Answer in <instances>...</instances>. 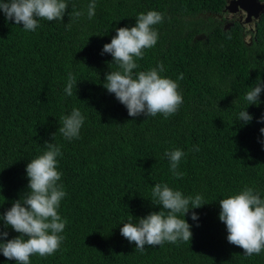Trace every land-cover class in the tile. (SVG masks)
I'll use <instances>...</instances> for the list:
<instances>
[{
	"label": "trees",
	"instance_id": "trees-1",
	"mask_svg": "<svg viewBox=\"0 0 264 264\" xmlns=\"http://www.w3.org/2000/svg\"><path fill=\"white\" fill-rule=\"evenodd\" d=\"M227 1L96 0L89 19L91 0H67L62 22L40 20L34 32L0 12V216L23 199L26 166L46 150L44 144L60 145L62 153L58 183L66 196L57 211L67 221L64 240L50 256H31L30 264H264V251L245 256L229 244L218 219L219 200L244 186H254L264 199V123H257L264 92L258 106L245 100L257 78L264 83V14L251 27L225 22L218 16ZM74 9L83 15L73 18ZM148 11L164 19L154 26L156 45L144 50L134 72L162 64L160 75L178 83L183 103L167 119L129 117L103 87L105 75L118 70L110 54H101L103 45ZM69 72L78 81L72 96L64 91ZM73 108L85 121L79 138L69 141L58 128ZM242 110L253 116L250 123L238 121ZM177 148L186 153L180 179L164 155ZM157 183L185 196L200 194L205 205L184 217L192 225L190 242L146 245L140 252L120 228L129 215L160 210L152 197ZM0 231L8 239L18 235L2 219ZM0 264L15 262L0 254Z\"/></svg>",
	"mask_w": 264,
	"mask_h": 264
},
{
	"label": "clouds",
	"instance_id": "clouds-1",
	"mask_svg": "<svg viewBox=\"0 0 264 264\" xmlns=\"http://www.w3.org/2000/svg\"><path fill=\"white\" fill-rule=\"evenodd\" d=\"M67 8V0H0V12L5 19L15 25H22L23 30L29 32L41 26L40 20L62 22ZM95 9L96 0H91L87 7L89 19L94 17ZM82 15L83 12L75 9L72 12L73 18ZM163 19V14L157 11L140 13L135 19V26L117 28L111 42L103 45L101 54H110L112 64L118 68L105 75L103 87L109 94H114L126 108L129 117L144 115L147 118L162 114L167 119L183 103L178 83L160 75L164 71L162 64L147 71L134 72L139 67L136 61L143 58L144 50L156 45L159 34L154 26ZM183 78V74H180L177 79ZM77 83L75 75L69 72L64 89L67 96L74 95L73 89L76 91ZM262 92L264 83L257 78L245 95L248 106H258ZM252 120L253 116L246 110L239 112L238 121L248 124ZM60 121L62 126H59L58 131L66 140L79 138L85 121L79 108H73L70 114L61 116ZM257 123H264V114ZM259 131L264 136V128ZM261 143L264 147V141ZM44 145L46 150L26 166L28 185L23 199L14 201L10 209L0 216L5 227H10L18 234L8 239V232L0 231V254L15 264H30L33 255L50 256L60 248L64 240L61 233L67 221L57 211L66 196L63 184L58 183L62 176L57 171L61 146L52 142ZM194 150L199 151L198 148ZM164 155L169 160L173 176L182 178L184 173L178 171V167L186 153L177 148L166 151ZM151 188L153 200L160 210L143 218L134 219L129 215V221L120 228L121 236L129 243H134L135 249L140 252L145 250L146 245L190 242L192 225L184 217L190 210L205 205L203 197L200 194L185 196L167 184L157 183ZM219 208L218 219L226 226L229 244L241 248L245 256L259 255L264 251V199L254 186H244L238 193L220 199ZM190 218L194 222L198 221L195 212H192ZM133 220L136 222L133 223Z\"/></svg>",
	"mask_w": 264,
	"mask_h": 264
},
{
	"label": "water",
	"instance_id": "water-1",
	"mask_svg": "<svg viewBox=\"0 0 264 264\" xmlns=\"http://www.w3.org/2000/svg\"><path fill=\"white\" fill-rule=\"evenodd\" d=\"M240 11L244 14V24H251L256 21L260 15L264 14V2L259 0H228L223 12Z\"/></svg>",
	"mask_w": 264,
	"mask_h": 264
},
{
	"label": "rangeland",
	"instance_id": "rangeland-1",
	"mask_svg": "<svg viewBox=\"0 0 264 264\" xmlns=\"http://www.w3.org/2000/svg\"><path fill=\"white\" fill-rule=\"evenodd\" d=\"M219 19H223L225 20V22L227 21H232V19H236L238 21H243L245 16L240 12V11H234L233 13L225 11L223 12L221 15L218 16ZM249 27H251V25H248ZM250 38L247 36V40H249Z\"/></svg>",
	"mask_w": 264,
	"mask_h": 264
},
{
	"label": "flooded vegetation",
	"instance_id": "flooded-vegetation-1",
	"mask_svg": "<svg viewBox=\"0 0 264 264\" xmlns=\"http://www.w3.org/2000/svg\"><path fill=\"white\" fill-rule=\"evenodd\" d=\"M241 13H242V12H241ZM242 14H243V13H242ZM243 15H244V14H243ZM232 21H238V20H236V19H232ZM252 23H253V22H252ZM252 23H251V24H249V25H251V26H252V25H253Z\"/></svg>",
	"mask_w": 264,
	"mask_h": 264
}]
</instances>
